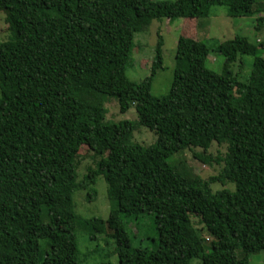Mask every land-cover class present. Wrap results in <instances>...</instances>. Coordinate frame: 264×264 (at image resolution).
I'll return each mask as SVG.
<instances>
[{"label": "trees", "instance_id": "trees-1", "mask_svg": "<svg viewBox=\"0 0 264 264\" xmlns=\"http://www.w3.org/2000/svg\"><path fill=\"white\" fill-rule=\"evenodd\" d=\"M260 0H0L10 36L0 42V264H81L76 233H107L119 264H249L264 249V57L247 36L217 42L220 73L205 62L211 46L181 35L173 80L162 96L151 92L163 68V36L151 72L131 80L135 37L152 23L198 19L212 6L229 16L255 13ZM263 20L262 17L259 18ZM253 55L250 76L232 70L239 55ZM219 76L210 82L208 75ZM134 106L138 119L106 121L104 101ZM143 125L157 140L133 141ZM227 145L223 157L208 153ZM86 144L98 157L77 181V155ZM198 147L203 162L222 161L218 175L202 178L175 153ZM103 175L113 201L107 219L81 218L73 195ZM230 182L234 189L214 191ZM153 216L159 242L134 246L129 218ZM201 218L210 248L194 225ZM41 240L42 243H41ZM43 245V246H42ZM242 249L244 255L238 256Z\"/></svg>", "mask_w": 264, "mask_h": 264}, {"label": "rangeland", "instance_id": "rangeland-1", "mask_svg": "<svg viewBox=\"0 0 264 264\" xmlns=\"http://www.w3.org/2000/svg\"><path fill=\"white\" fill-rule=\"evenodd\" d=\"M164 1V0H154ZM264 3V0H260ZM255 13L248 16H229L226 7L212 6L209 16L193 19L176 17L172 20L162 18L161 20H153L152 23L144 31L136 34V47L133 50V62L128 64L126 69L127 76L133 81H141L151 72V64L154 58L155 47L157 44V31L163 36V68L158 69L151 85V92L155 96L166 94L171 86L175 67V57L177 50V41L181 35L194 37L211 46L208 52L205 65L208 69L220 73L224 64V56L217 52L214 47L217 42L233 38L237 34L245 35L252 42L263 43L259 46L258 55L264 57V6L259 4L254 6ZM262 17L263 20L259 18ZM10 36L8 24L5 21V13L0 10V42L7 41ZM254 62L253 55H239L235 64L231 67L235 75L241 81H246L250 76ZM218 73L205 77L208 81H218ZM104 117L106 121L119 122L121 120H137L138 116L133 105L126 111H121L118 99L115 97H107L104 101ZM157 140L154 131L146 126L138 125L133 131V141L143 146L153 144ZM227 150L225 143H212L208 153L213 157H223ZM203 150L193 147L179 151L172 155L168 162H182L192 173L200 175L202 178H209L218 175L222 168V161L203 162L199 160L195 154ZM98 157L86 144L80 147L77 155V181L81 182L88 170L96 166ZM229 188L234 189V185L230 182H216L212 184L214 191ZM75 211L81 218L98 217L107 219L110 213L113 201L108 197L107 182L103 175L95 177V181L75 191L73 195ZM194 225L202 237L207 241L206 246L209 250L210 242L213 236L208 232L197 215L191 214ZM127 229L130 234L132 244L146 248H154L159 242V235L155 229L153 216L143 214L139 218H129ZM92 230L86 228L79 229L76 233L79 248V257L81 264H119L118 255L114 252L113 238L107 233L98 234L93 237ZM43 240H41L42 243ZM43 246V245H42ZM237 255H244L242 249L237 250ZM249 264H264V249L253 253H248ZM191 264H202L201 259L194 257Z\"/></svg>", "mask_w": 264, "mask_h": 264}]
</instances>
